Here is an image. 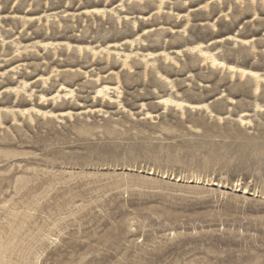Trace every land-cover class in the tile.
I'll return each mask as SVG.
<instances>
[{
	"label": "rangeland",
	"instance_id": "rangeland-1",
	"mask_svg": "<svg viewBox=\"0 0 264 264\" xmlns=\"http://www.w3.org/2000/svg\"><path fill=\"white\" fill-rule=\"evenodd\" d=\"M0 264H264V0H0Z\"/></svg>",
	"mask_w": 264,
	"mask_h": 264
}]
</instances>
